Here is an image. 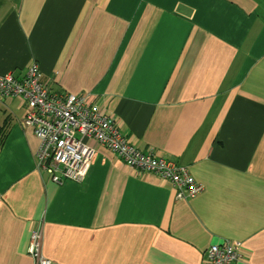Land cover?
I'll return each mask as SVG.
<instances>
[{
    "label": "crops",
    "instance_id": "0c3cea01",
    "mask_svg": "<svg viewBox=\"0 0 264 264\" xmlns=\"http://www.w3.org/2000/svg\"><path fill=\"white\" fill-rule=\"evenodd\" d=\"M31 63L203 191L175 199L102 147L82 183L55 185L26 105L2 99L0 264H35V231L50 264H202L223 241L264 264V0H0V74Z\"/></svg>",
    "mask_w": 264,
    "mask_h": 264
},
{
    "label": "built area",
    "instance_id": "2783aa9c",
    "mask_svg": "<svg viewBox=\"0 0 264 264\" xmlns=\"http://www.w3.org/2000/svg\"><path fill=\"white\" fill-rule=\"evenodd\" d=\"M10 98H20L26 105L20 124L30 129L38 142L34 153L37 168L55 185L82 183L96 147H102L129 169L152 174L169 184L175 199L186 200L203 191L186 168L129 144L111 115L89 102L87 96L50 93L36 63H31L21 77L0 74V100ZM28 253L35 264H50L40 254L37 231L31 234ZM239 260L240 243L223 241L208 248L202 264H235Z\"/></svg>",
    "mask_w": 264,
    "mask_h": 264
}]
</instances>
